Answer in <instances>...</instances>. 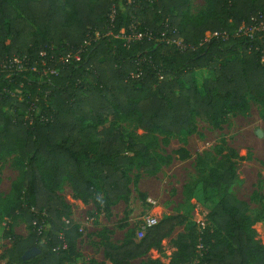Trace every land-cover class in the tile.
<instances>
[{"label":"trees","instance_id":"trees-1","mask_svg":"<svg viewBox=\"0 0 264 264\" xmlns=\"http://www.w3.org/2000/svg\"><path fill=\"white\" fill-rule=\"evenodd\" d=\"M205 2L193 14L192 0H0V156L14 154L21 172L8 214L31 229L4 251L5 264H78L81 233L76 222L63 220L71 212L58 193L64 180L73 197L109 212L129 201L131 168L154 174L170 162L107 124L108 116L134 118L142 129L168 135L192 132L196 118L219 126L246 112L251 100L264 117V0ZM259 25L253 37L240 30ZM121 29L132 39L117 37ZM14 56L24 58L25 69L3 68ZM33 66L42 77H33ZM199 69L212 72L201 84ZM233 157L239 156L231 149L222 171L204 180L218 199L209 212L213 230L205 227L199 243L194 227L178 234L181 253L169 264H187L199 245L196 264H264L255 220L230 190ZM185 220L165 217L138 239L129 228L120 244H104L105 259L133 264L161 250ZM138 264L165 263L147 257Z\"/></svg>","mask_w":264,"mask_h":264},{"label":"rangeland","instance_id":"rangeland-1","mask_svg":"<svg viewBox=\"0 0 264 264\" xmlns=\"http://www.w3.org/2000/svg\"><path fill=\"white\" fill-rule=\"evenodd\" d=\"M205 5V0H192L191 12L197 14ZM35 71L38 72V69L35 68L32 74L34 78L42 77ZM211 74L210 69L197 70L198 84ZM106 123L123 127L127 135L149 144L152 155L170 158V162L163 164L154 174L142 172L137 167L131 168L129 201H120L109 212L98 209L93 201L84 203L73 197L71 184L64 180L58 193L71 211L63 217L64 222L73 220L79 225L78 264H90L92 260L111 264L105 259L104 244H120L129 228L135 230L137 239L140 238L141 228L148 218L159 222L170 215L181 214L186 220L163 239L161 250L151 249L145 258H138L133 264L147 257L159 259L165 264L173 262L181 253L178 234L192 227L197 230L199 243L205 227L211 226L213 230L209 212L218 201L215 192L206 186L204 180L212 172L222 171V164L230 158L231 149L239 157H233L235 178L230 190L246 202L247 214L255 220V237L264 244V117L259 103L251 100L246 112L230 114L219 126L196 118L193 131L182 134L147 131L134 118L114 119L108 116ZM93 141L96 143L97 138L93 137ZM20 173V168L14 164V154L0 156V264L8 261L3 257L4 251L17 238H25L31 233L28 223L21 216L8 214L15 204L13 185L19 180ZM122 223H127V226L121 227ZM200 250L199 245L187 264H196L200 260Z\"/></svg>","mask_w":264,"mask_h":264},{"label":"built area","instance_id":"built-area-1","mask_svg":"<svg viewBox=\"0 0 264 264\" xmlns=\"http://www.w3.org/2000/svg\"><path fill=\"white\" fill-rule=\"evenodd\" d=\"M260 29H262V26L259 25V26H251L250 28L249 27L245 28V27L242 26L240 30H242L244 33H248L250 37H253L255 31L256 30H260ZM219 34H221V33H219V32H207L206 33V37L207 38H211L212 36H217ZM221 35H223L224 38H227V36H225L224 32ZM116 36L117 37L126 38L127 41L132 39V36H129V37L126 36L124 29H121V33L116 35ZM142 36H143V33H140V32L134 34V38L135 39H139ZM168 42L171 43V44H175L180 49H184L186 47L185 44L181 41V39H177V40L171 39ZM76 57H77V59L79 58L78 55H76ZM2 66H3L4 69H13V70H20L21 71V70L25 69V60H24V58H20L18 56H14L13 58L9 59L4 64H2ZM35 68H36L35 66L30 67V70L34 71ZM47 71L48 70L45 69L40 74H47ZM56 72H57V69H52L51 70V73H56ZM67 222H69V220ZM156 223H157V221L155 219L148 218L146 220L145 224L141 228V236H140V238L144 235L145 230L147 229V227L155 225Z\"/></svg>","mask_w":264,"mask_h":264},{"label":"water","instance_id":"water-1","mask_svg":"<svg viewBox=\"0 0 264 264\" xmlns=\"http://www.w3.org/2000/svg\"><path fill=\"white\" fill-rule=\"evenodd\" d=\"M258 133L261 134L260 131H258ZM35 250H36V249H34V248L31 249V250H28V251L25 253V257H30V256L34 255V254H35Z\"/></svg>","mask_w":264,"mask_h":264}]
</instances>
